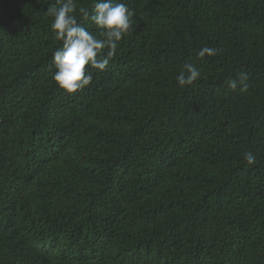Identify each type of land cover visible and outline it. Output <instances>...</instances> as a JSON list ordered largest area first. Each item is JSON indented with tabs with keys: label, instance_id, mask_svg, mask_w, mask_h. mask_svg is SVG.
I'll return each instance as SVG.
<instances>
[{
	"label": "trees",
	"instance_id": "1",
	"mask_svg": "<svg viewBox=\"0 0 264 264\" xmlns=\"http://www.w3.org/2000/svg\"><path fill=\"white\" fill-rule=\"evenodd\" d=\"M117 2L131 33L69 94L56 0H0V264H264V0Z\"/></svg>",
	"mask_w": 264,
	"mask_h": 264
},
{
	"label": "clouds",
	"instance_id": "2",
	"mask_svg": "<svg viewBox=\"0 0 264 264\" xmlns=\"http://www.w3.org/2000/svg\"><path fill=\"white\" fill-rule=\"evenodd\" d=\"M56 4L59 7L52 6L47 11L53 17L50 31L54 39L62 42V46L52 54L50 68L55 71L51 78L56 86L71 94L92 84V70H107L121 40L132 31L135 13L117 0H93L91 9L78 7L77 0H56ZM77 14L82 20H90L98 29V34L90 32L78 20ZM217 52V48L204 46L197 55L203 59L205 56L214 57ZM200 78L201 71L191 63H186L175 77L181 88L192 85ZM229 87L246 93L249 88L248 74L238 73L237 78L229 82ZM243 159L248 165L256 162V156L251 151L244 152Z\"/></svg>",
	"mask_w": 264,
	"mask_h": 264
}]
</instances>
